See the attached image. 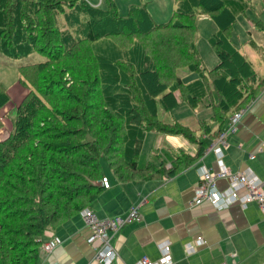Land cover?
Here are the masks:
<instances>
[{"label":"trees","instance_id":"obj_1","mask_svg":"<svg viewBox=\"0 0 264 264\" xmlns=\"http://www.w3.org/2000/svg\"><path fill=\"white\" fill-rule=\"evenodd\" d=\"M229 2L176 0L171 18L157 22L147 4H131L123 16L115 0L105 7L0 0V52L10 62L35 53L45 58L18 66L29 92L0 141V264L41 263L43 237L105 188L103 157L115 176L130 181L174 176L202 156L203 148L185 163L184 155L171 157L172 168L141 162L150 131L181 133L204 146L189 128L163 122L160 106L172 111L181 98L210 108L221 132L230 114L260 92L264 78L231 39L237 16ZM203 14L218 26L209 38L220 60L212 69L197 48ZM255 26L264 31L263 20ZM185 67L199 77L185 82L178 74ZM10 100L0 82V110Z\"/></svg>","mask_w":264,"mask_h":264},{"label":"crops","instance_id":"obj_2","mask_svg":"<svg viewBox=\"0 0 264 264\" xmlns=\"http://www.w3.org/2000/svg\"><path fill=\"white\" fill-rule=\"evenodd\" d=\"M89 1L100 5L96 0ZM99 1L103 3V0ZM204 16L206 15L201 17ZM153 18L156 19L155 15ZM262 58L264 59V52ZM216 60L214 63H217ZM12 70H16V73ZM258 75L264 78V75ZM2 77H8L11 81L10 86L8 82H1L7 86L11 101L7 107L0 110V140L10 134L17 109L27 90L20 82L18 65L4 58H0V81ZM179 99L181 104L185 103ZM244 107L247 110L236 132L227 136V145L222 147L221 158L233 172L251 171L264 181V150H261L264 147V87ZM196 108L180 110L178 106L172 111L162 108L164 115L161 118L159 112V117L165 123L173 125L178 122L189 128L199 141L204 143L203 147L181 133H158V137L163 141L166 135L177 138L172 134H179L193 145H190L192 152L188 153L176 142H165V146L160 148L167 146L168 149H175L176 153L167 154L164 159L158 158L157 163L143 158L147 134L143 143L141 162L151 161L159 166L165 161L166 168H172L171 157L184 155L187 157L183 162L185 163L189 158L196 157L201 148L205 149L202 156L185 166L182 171L170 177L163 175L158 179L123 181L115 176L111 169V172L104 170L111 185L103 188L100 196L86 208L93 210L100 219H109L116 216L125 217L133 206L140 205L142 215L141 220L125 224L116 233L109 231L112 245L118 252V257L111 264H136L144 256L153 260L159 259V244L167 240L171 242L175 264L264 263V211L257 202H251L246 207L236 203L224 210H218L209 201L195 206L191 204L202 169L219 168L218 156L211 147L223 131L219 132V126L211 121L210 108ZM205 122L212 127L211 134L206 132ZM253 153L256 156L251 159L250 154ZM218 187L225 189L227 181L219 180ZM91 234L92 230L86 224L82 211L77 213L61 227L43 237L45 243L53 236L60 237L62 242L50 252L43 251L40 264H105L96 257V248L88 242ZM199 236L204 238L205 243L189 253L186 244L195 242Z\"/></svg>","mask_w":264,"mask_h":264},{"label":"built area","instance_id":"obj_3","mask_svg":"<svg viewBox=\"0 0 264 264\" xmlns=\"http://www.w3.org/2000/svg\"><path fill=\"white\" fill-rule=\"evenodd\" d=\"M246 110L247 108L243 107L231 115L228 125L212 145L211 148L218 156L219 168L217 170L202 169L199 183L195 189V196L191 201L192 206L209 201L218 210H224L236 203L241 207H246L251 202H257L264 211V181L251 171L233 172L224 164L221 158L222 147L227 145V136L232 132H236ZM261 150H264V147ZM255 156L254 153L250 154L251 159H254ZM219 180L227 181L225 189H219ZM100 184L105 188L111 185L106 176L100 180ZM139 208L140 205L133 206L125 217L116 216L109 219H100L89 208L82 211L86 224L92 230L88 242L96 248V257L103 263L111 264L118 257V252L112 245V237L109 231L116 233L125 224L141 220L142 215ZM61 242L60 237L54 236L42 247L46 252H50ZM204 243V238L199 236L195 242H188L186 249L189 253H192ZM159 247L161 251L159 259L153 260L148 256H144L136 264H175L171 252V242L169 240L163 241L159 244Z\"/></svg>","mask_w":264,"mask_h":264},{"label":"rangeland","instance_id":"obj_4","mask_svg":"<svg viewBox=\"0 0 264 264\" xmlns=\"http://www.w3.org/2000/svg\"><path fill=\"white\" fill-rule=\"evenodd\" d=\"M115 1L118 5L120 14L123 16H126L128 14L129 7L131 4H147L148 9L150 8V11L153 14V16L155 15L156 17L155 20L157 22L168 21L171 18L174 10L177 8L176 0H115ZM96 2L100 3V5H103L104 7L107 5L106 0H103V3L100 2L99 0H96ZM229 6L231 7L232 10L236 12V16H237V20L236 23L234 24V28L231 34V39L233 43L237 46V48L241 51V53H244L247 56L248 60L251 62L252 66L257 70V72L263 76L264 59L262 58V52H264V31L260 30L259 27L255 26V22L258 20L264 21V0H230ZM216 31H218V26L211 18L208 17V15L199 18L198 32H197V48L201 53L202 58L205 61V65L207 66V69H210L219 63V58L215 53V51L212 49L209 40L210 36ZM251 40H254V42H251ZM0 58H4L8 62H10V58L4 56L1 52H0ZM43 60H45L43 56H41L39 53H35L23 59L12 60V62L16 63V65L19 66L34 62H40ZM215 60L217 63H214ZM12 71L16 73V70H12ZM178 71H179V75L187 83L199 77V74L192 72L189 68H182ZM0 82H8L9 86L11 84V81L8 77H2V80ZM25 89H27L26 90V95H27L29 90L27 87H25ZM179 107L180 110L193 109L192 107L188 106L185 103H182L181 105H179ZM196 109L206 110L209 108L199 106ZM159 112L162 118L164 115V111L161 106L159 107ZM183 112L185 113L186 110H183ZM13 116H15V114ZM197 134L199 136L201 135L200 132H197ZM172 136L177 138H170V136L166 135L164 136L165 141H163V139H161L160 136L158 137V133L154 131L148 132L145 141L144 152H143L144 160H152L159 163L158 158L164 159L168 156L167 154H175L176 153L175 149H168L167 146L165 148H160L165 146V142L166 144H172V142H176L179 145H181V148L186 152L188 153L192 152L190 145H193V143H189L187 140H185V138H183L179 134H172ZM101 162L102 165L104 164V170L106 171L107 169L111 172L106 159L102 158Z\"/></svg>","mask_w":264,"mask_h":264},{"label":"water","instance_id":"obj_5","mask_svg":"<svg viewBox=\"0 0 264 264\" xmlns=\"http://www.w3.org/2000/svg\"><path fill=\"white\" fill-rule=\"evenodd\" d=\"M264 264V263H263Z\"/></svg>","mask_w":264,"mask_h":264}]
</instances>
